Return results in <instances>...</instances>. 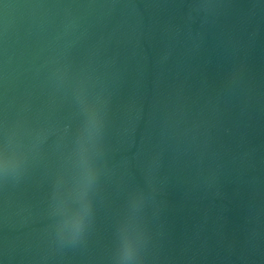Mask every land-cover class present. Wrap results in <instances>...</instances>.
I'll return each instance as SVG.
<instances>
[{
	"label": "water",
	"instance_id": "95a60500",
	"mask_svg": "<svg viewBox=\"0 0 264 264\" xmlns=\"http://www.w3.org/2000/svg\"><path fill=\"white\" fill-rule=\"evenodd\" d=\"M0 264H264V0H0Z\"/></svg>",
	"mask_w": 264,
	"mask_h": 264
}]
</instances>
